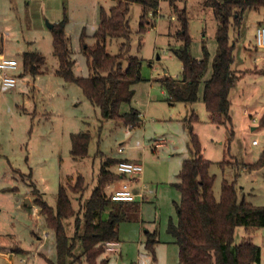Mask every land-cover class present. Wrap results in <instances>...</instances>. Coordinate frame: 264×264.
<instances>
[{
  "label": "rangeland",
  "instance_id": "374dc122",
  "mask_svg": "<svg viewBox=\"0 0 264 264\" xmlns=\"http://www.w3.org/2000/svg\"><path fill=\"white\" fill-rule=\"evenodd\" d=\"M7 1L10 7L5 10V20L1 24L0 40L4 41L1 50L6 56L17 59L22 51H37L45 57L37 74L27 71L22 74L17 86H0V185H17L21 189V206L31 215L29 220L21 218L22 215L19 216L7 198L9 194L0 192V220L8 223L10 229L18 231L25 250L30 253L36 250L37 234L45 225L38 211L36 216L31 214L32 208L23 205L26 190L31 191L34 205L37 190L50 206L55 207L59 185L73 184L78 174L83 175L85 188L82 193L68 191L74 209L83 219L84 202L97 185L103 158H129L139 159L143 164L142 180L137 184L145 198L139 202L138 219L122 220L118 225L121 251L107 250L106 247L101 258H107L108 264H179L178 246L166 227L169 218H177L174 201L180 198L172 182L178 180L182 160L192 157L189 132L183 122V118L192 112L198 116L193 122V131L200 141L202 155L211 161L209 171L215 175V197H219L221 182L226 178L233 179L236 187H254L252 192L255 195L249 197L246 194V199L257 205L264 204L261 197L264 194V167L259 171H242V163L255 161L264 149V125L259 120L264 115V74L246 73L232 89L231 126L216 125L210 121L202 94L205 81L212 74L217 52V19L206 0H160L157 14L149 13L150 23L144 32H139L141 4L130 6L127 15L130 39L126 56L142 60L141 78L131 85L132 98L120 103L119 112H129L132 108L141 111V118L134 126L123 120L103 118L99 108L91 104L78 84L65 81L56 73L58 59L53 54L52 31L48 26V23L66 18L65 33L75 61L74 74L88 76L92 71L83 52L81 34L85 33L87 45H93L101 9L109 11L115 1ZM182 12L186 18L191 55L197 59L207 55L208 60L198 85L199 99L193 105L170 100L160 82L163 76L180 77L181 62L176 50L184 44L180 36ZM262 20L263 8L247 9L241 24L231 25L230 36L235 45V62L231 64L233 70L239 62V48L243 40L249 44L251 55L245 62L249 66L254 65L252 53L257 47L255 32ZM123 41L125 38L122 36L108 37L107 52L117 53ZM16 50L19 51L16 53ZM256 86L257 92L251 95L252 87ZM239 87L243 89L240 95L237 92ZM245 109L251 116L245 114ZM81 131L90 134L88 154L75 159L70 153V135ZM253 139L258 144H252ZM221 161L226 162L222 165ZM111 169L115 172V164ZM20 172L23 179H20ZM122 182L119 177L104 191L109 194L115 186L121 187ZM75 220L76 215L63 220L69 236L75 232ZM145 229L157 231L159 241L153 245L154 254L145 247ZM243 237H250L260 246L261 262L264 264V227H253L246 232L243 226H238L234 234L235 242ZM80 252L78 242L74 253ZM20 259L17 255L15 264H26ZM26 261L30 264L29 260Z\"/></svg>",
  "mask_w": 264,
  "mask_h": 264
},
{
  "label": "trees",
  "instance_id": "16d2710c",
  "mask_svg": "<svg viewBox=\"0 0 264 264\" xmlns=\"http://www.w3.org/2000/svg\"><path fill=\"white\" fill-rule=\"evenodd\" d=\"M139 3L142 12L139 17V32H144L150 23L149 13L156 15L160 0H115L109 11L101 9L100 22L94 32L95 43L87 45L85 33L81 34L83 52L87 56L88 67L92 73L88 76H76L75 64L68 46L64 17L51 27L53 54L58 59L56 73L65 81L78 84L87 99L100 110L103 118L123 120L134 126L139 121V111L132 108L129 112H119L122 101H130L133 95L131 85L141 78L142 60L126 56L129 48V25L127 15L130 6ZM213 8L217 19L215 33L217 52L212 63V74L205 81L202 101L210 115V121L216 125L231 126L229 91L235 85L241 73L231 68L234 61V44L230 41L231 25L241 24L244 11L263 8L264 0H206ZM182 37L184 44L176 50L181 62L179 78L163 76L160 82L168 92L169 99L184 103H193L199 99L198 85L207 68V55L197 59L190 53V39L186 31L184 12ZM125 38L115 54L107 52L108 37ZM23 71L32 74L39 72L45 57L37 51L21 54ZM124 61L126 64L124 65ZM198 119L195 112L183 118L189 132V149L192 157L182 161L177 174L178 181L172 185L179 191L180 198L174 201L176 220L169 218L166 231L179 249V264H262L260 246L250 237L235 242L234 234L238 226L248 232L253 227H264V204L254 205L244 198L239 199L234 182L223 179L218 198L213 185L215 175L209 171L211 161L201 154V145L193 131V122ZM264 124V115L261 117ZM70 153L73 158L87 155L90 134L88 132L71 133ZM119 159L105 158L100 165L97 185L84 202L83 219L75 210L68 194L81 192L85 188L84 177L76 176L73 184H60L55 207L50 206L35 190L38 196L34 203L39 207L45 226L54 233L55 258L50 264H108L107 258H101L106 243L118 237V225L127 218L124 203L111 201L104 188L120 175L110 169ZM225 161L220 163L223 165ZM264 165V149L258 158L250 163H242L248 170ZM124 207V208H123ZM76 215L75 232L66 233L63 220ZM82 223V230L80 224ZM145 247L154 254L153 245L159 241L157 231H145ZM80 243L81 252L74 253ZM17 249V247H15Z\"/></svg>",
  "mask_w": 264,
  "mask_h": 264
},
{
  "label": "crops",
  "instance_id": "0c3cea01",
  "mask_svg": "<svg viewBox=\"0 0 264 264\" xmlns=\"http://www.w3.org/2000/svg\"><path fill=\"white\" fill-rule=\"evenodd\" d=\"M113 1H115V0H113ZM0 7H1L0 8V31H3L1 24H3V21L5 20L4 12H5L6 9L7 10L9 9L10 5H9L7 0H0ZM260 24H262V22ZM229 35H230V32H229ZM230 41H231V36H230ZM3 46H4V41L2 39V40H0V54L5 55V52L3 50H1ZM234 47H235V45H234ZM255 49H256L255 52H253V53L251 52L253 60H254V65L253 66H249L248 64H246L247 62H245V60H247L249 56L251 57L250 51H249L250 50V46H249V44H246L244 40L241 41L240 48H239V54H238L239 55L238 56L239 62L237 63V67L235 69L237 71V73H241V75L237 79L235 85L230 89V91H229V99H230V94H231L232 89L236 88V85L245 76L246 73H249V74L256 73V75H259L261 73L264 74V50L258 49L257 47H255ZM17 51H19V50H16V53H17ZM22 53H23V51H22ZM11 57H14V56H11ZM19 57H20L19 60H21V56H19ZM257 61H260L261 63L260 62L258 63ZM234 62H235V55H234L233 63ZM55 71H56V69H55ZM22 82H24V81H22ZM257 90H258L257 86L256 87H252L251 95L255 94L257 92ZM237 92L240 95L243 92V89L239 87ZM195 102H193L191 104L193 105ZM230 102H231V99H230ZM192 105H190L191 109L193 108ZM231 105H232V102L230 104V110H231ZM187 111H189V109ZM244 112H245L246 115L248 114V115L251 116L250 112H248L246 109L244 110ZM230 115H231V119H232V114H230ZM139 118H141V111H139ZM252 120H254V118H252ZM259 120H260V124H263L261 122V118ZM72 133H74V132H72ZM158 144H160V143H158ZM254 145H256V144H254ZM201 154H202V152H201ZM85 156H82V157H79V158H83ZM75 159H78V158H75ZM103 159H105V158H103ZM123 159L124 160H130L129 158L128 159L127 158H120L119 160H123ZM184 159H186V158H184ZM130 161H139L140 162L139 159H132ZM228 163H230V162H228ZM243 163H248V162H243ZM263 167H264V165L262 167H260V168L253 169V170H250V171H259ZM110 169H111V167H110ZM209 169H210V167H209ZM242 171L250 172L244 166H242ZM22 174H23L22 172L19 173L20 179H23L22 178ZM120 178H122L123 182L128 181L129 186H130V188L133 191L140 192V189H139L140 186L137 183H139L138 181L142 180V177L140 179V178H131V177L120 175ZM227 180L229 182H234L233 179H231V180L227 179ZM174 182H176V181H174ZM108 185H110V183ZM116 187H119V186L117 185V186H115V188ZM236 188H237V193H238V198L239 199L244 198L246 201L251 202L254 205H257L255 203H253L250 199H246V194H248L249 197L255 195V193L252 192L254 187L249 185L248 187L245 188L244 185H241L240 187H236ZM0 192H2L4 194H9V195H7L8 196L7 198L10 199V201H11L10 203L15 208V210H17V212L19 213V216L22 215L21 218L23 217L25 220H29V217L31 215L29 214V212L27 213L24 210V208H22V206H21V201H20L21 200V197H20L21 189L17 185H13V184L5 185V184H2V185H0ZM38 193H39V191H38ZM106 194H108V193H106ZM24 197H25V201H24L23 205L25 207L32 208L33 212L31 211V214L35 213L36 216H37L38 213H39L41 215V213L39 211V207L33 204V197L31 196V191L30 190H26L24 192ZM261 197H263V199H264V194ZM141 201H143V200L137 199V200L131 201V202H120V203H124L123 204L124 207L125 206L127 207V209H126L127 218L125 220H129V219L132 220V219H134V217H135V219H138V208L140 207V205H139L140 203L139 202H141ZM37 211H38V213H37ZM25 213H27L28 215H25ZM26 216H27V219H26ZM13 223L14 222H12V224ZM7 226H8V223L3 222V220L2 221L0 220V264H15V257L17 255H19L21 257L20 261L23 262V263H26V264H28L26 259L29 260L30 263H33V264H50L48 262V260H53L55 258L54 233H53V231L50 228H47L45 225L41 229L39 228L41 231L38 232L37 237H36V239L38 241V244L36 245V250H34L33 253H30L29 250H25L21 246L20 238H19L20 236L18 234V231L15 228L10 229L9 226L8 227ZM147 230L148 229H145L144 232L147 231ZM149 231H156V229L149 230ZM110 242H113V244L110 245L112 248H107V250H118V251H121L122 247L121 246L119 247V245H118L119 244L118 237H117L116 240H113V241H110ZM15 247H17V249H15ZM51 256H53V257L51 258Z\"/></svg>",
  "mask_w": 264,
  "mask_h": 264
},
{
  "label": "built area",
  "instance_id": "2783aa9c",
  "mask_svg": "<svg viewBox=\"0 0 264 264\" xmlns=\"http://www.w3.org/2000/svg\"><path fill=\"white\" fill-rule=\"evenodd\" d=\"M255 45L259 48H264V24H259L256 27ZM22 71L23 65L21 60L0 54V86H17L21 80ZM252 144H258V141L253 139ZM115 169V172L119 175L140 178L143 172V165L139 161L123 159L115 163ZM107 195L110 200L114 202H131L137 199L142 200L144 198L142 193L135 192L130 188L128 181L123 182L121 187L112 190ZM111 244H113V242H107L106 247L112 248L110 246Z\"/></svg>",
  "mask_w": 264,
  "mask_h": 264
},
{
  "label": "water",
  "instance_id": "95a60500",
  "mask_svg": "<svg viewBox=\"0 0 264 264\" xmlns=\"http://www.w3.org/2000/svg\"><path fill=\"white\" fill-rule=\"evenodd\" d=\"M48 26L51 28L53 26V23H48Z\"/></svg>",
  "mask_w": 264,
  "mask_h": 264
}]
</instances>
